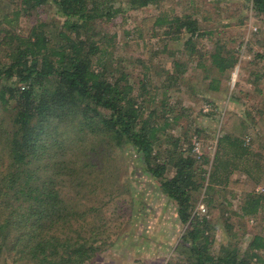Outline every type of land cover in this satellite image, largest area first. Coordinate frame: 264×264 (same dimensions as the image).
Instances as JSON below:
<instances>
[{
	"label": "trees",
	"instance_id": "1",
	"mask_svg": "<svg viewBox=\"0 0 264 264\" xmlns=\"http://www.w3.org/2000/svg\"><path fill=\"white\" fill-rule=\"evenodd\" d=\"M162 1L18 0L11 12L0 8V264L92 260L114 233L112 218L103 211L113 202L124 203L131 190L127 150H134L141 171L173 200L180 220L188 224L178 255L167 264H264L261 235L242 251L230 232L232 215L222 209L231 234L215 250L210 213L194 208L204 188L212 204L215 185L228 182L233 171L218 173L233 163L223 153L242 158L244 142L225 133L210 164L207 154L192 151L200 128L192 123L180 134L171 132L186 109L170 94L173 83L194 63L231 75L239 51L220 39L207 44L213 35L198 16L178 15ZM251 1L252 10L264 17V0ZM150 4L159 9L153 30H162V52L168 41L185 38L184 56H173L164 70L162 92L156 84L150 89L147 72L133 80L113 49L118 28L127 37L137 35L126 24V11ZM47 6L60 21H46ZM22 19L32 23L28 31L18 26ZM217 80L211 89L220 90ZM244 199L242 213L235 212L240 218L264 209V195L250 191Z\"/></svg>",
	"mask_w": 264,
	"mask_h": 264
},
{
	"label": "rangeland",
	"instance_id": "2",
	"mask_svg": "<svg viewBox=\"0 0 264 264\" xmlns=\"http://www.w3.org/2000/svg\"><path fill=\"white\" fill-rule=\"evenodd\" d=\"M17 1L0 2L2 12H11ZM161 6L173 9L178 15L193 12L201 19V26L212 32L213 37L206 41L207 44L214 45L215 40L220 39L223 45L239 51V62L231 75L219 73L216 67L197 68L194 63L188 67L182 80L173 83L169 92L181 107L186 108L179 124L171 132L180 134L190 129L192 123L200 128L198 156L207 154L212 164L218 140L225 133L244 142L247 151L242 158H234L229 150V153H223V158L232 159L233 163L226 164L227 169L224 166L218 173L233 171L228 182L215 185L212 204L207 201L209 196L204 188L194 207L197 213H210L215 250L233 233L244 251L254 235L264 238L263 208L260 207V212L254 217H239L246 193L252 191L264 195V17L252 10L251 0H163ZM158 11L155 4L126 11V24L136 28L137 35L127 37L123 28H116L118 36L113 49L114 56L118 60L122 58L126 69L133 72V80L142 78L147 72L151 76L150 89H154L156 84L162 86V92L166 88L163 85L166 79L164 70L171 66L173 56H184L185 38L168 41V49L162 52L165 45L162 30H153V19ZM46 14L49 23L59 19L53 6H47ZM19 25L20 29L28 31L32 23L22 19ZM259 54L263 55L260 57ZM115 64H120V61ZM257 73L261 74L260 79ZM215 77L217 82L220 80V90L209 86ZM192 132L194 130L190 134ZM125 156L131 163V190L125 194L124 203L118 205L113 202L108 210L103 211L111 216L110 230L114 233L86 264H167L178 255V246L188 224L180 220L173 200L159 189L155 180L141 171L134 150H127ZM113 208H116L114 212L109 210ZM222 209L232 215L230 234L221 217ZM9 262L14 264L11 259Z\"/></svg>",
	"mask_w": 264,
	"mask_h": 264
},
{
	"label": "built area",
	"instance_id": "3",
	"mask_svg": "<svg viewBox=\"0 0 264 264\" xmlns=\"http://www.w3.org/2000/svg\"><path fill=\"white\" fill-rule=\"evenodd\" d=\"M198 138L196 135L193 137V142H192V146H193V149L192 151L198 155L199 153V142H198ZM202 211L204 212L205 211V208L202 206Z\"/></svg>",
	"mask_w": 264,
	"mask_h": 264
}]
</instances>
